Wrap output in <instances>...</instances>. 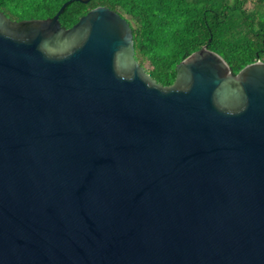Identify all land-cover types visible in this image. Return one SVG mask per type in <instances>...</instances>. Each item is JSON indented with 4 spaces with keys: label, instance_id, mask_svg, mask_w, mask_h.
Returning <instances> with one entry per match:
<instances>
[{
    "label": "water",
    "instance_id": "95a60500",
    "mask_svg": "<svg viewBox=\"0 0 264 264\" xmlns=\"http://www.w3.org/2000/svg\"><path fill=\"white\" fill-rule=\"evenodd\" d=\"M73 1L0 9V264H264V61L204 46L164 86Z\"/></svg>",
    "mask_w": 264,
    "mask_h": 264
},
{
    "label": "trees",
    "instance_id": "16d2710c",
    "mask_svg": "<svg viewBox=\"0 0 264 264\" xmlns=\"http://www.w3.org/2000/svg\"><path fill=\"white\" fill-rule=\"evenodd\" d=\"M66 1L0 0V9L13 20L40 19ZM101 5L127 18L136 59L164 86L174 83L177 64L204 46L222 55L234 74L264 61V0H75L59 20L69 28Z\"/></svg>",
    "mask_w": 264,
    "mask_h": 264
},
{
    "label": "rangeland",
    "instance_id": "374dc122",
    "mask_svg": "<svg viewBox=\"0 0 264 264\" xmlns=\"http://www.w3.org/2000/svg\"><path fill=\"white\" fill-rule=\"evenodd\" d=\"M146 67H147V68H150V65H149V63H146Z\"/></svg>",
    "mask_w": 264,
    "mask_h": 264
}]
</instances>
